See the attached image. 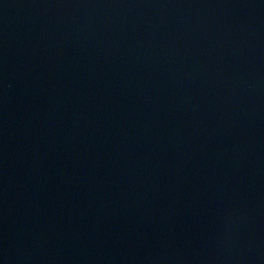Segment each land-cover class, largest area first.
<instances>
[{
    "label": "water",
    "instance_id": "obj_1",
    "mask_svg": "<svg viewBox=\"0 0 264 264\" xmlns=\"http://www.w3.org/2000/svg\"><path fill=\"white\" fill-rule=\"evenodd\" d=\"M0 264H264V0H0Z\"/></svg>",
    "mask_w": 264,
    "mask_h": 264
}]
</instances>
